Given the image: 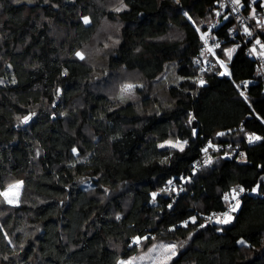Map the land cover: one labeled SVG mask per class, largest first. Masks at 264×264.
Returning a JSON list of instances; mask_svg holds the SVG:
<instances>
[{
    "label": "trees",
    "instance_id": "16d2710c",
    "mask_svg": "<svg viewBox=\"0 0 264 264\" xmlns=\"http://www.w3.org/2000/svg\"><path fill=\"white\" fill-rule=\"evenodd\" d=\"M108 1L0 0V191L24 181L18 204L0 197V264H117L137 253L135 236H149L145 246L187 241L172 264H264V197L251 191L259 184L264 193V139L247 142L249 134L264 137V92L257 82L244 96L237 87L257 78L245 47L228 40L221 49L239 45L231 60L219 54L232 77L207 74L201 86L196 29L208 30L217 0H123L121 12ZM104 19L120 23L119 43L106 49L98 74L76 52L90 48ZM123 69L146 82L139 99L101 84ZM169 69L176 78L164 86ZM223 131L221 140L239 143L243 155L217 153L193 174L207 140ZM173 139L188 141L183 152L159 147ZM182 174L191 181L182 185ZM173 178L184 190L161 193ZM238 186L247 192L235 220L205 223ZM190 216L196 224L178 225Z\"/></svg>",
    "mask_w": 264,
    "mask_h": 264
},
{
    "label": "snow or ice",
    "instance_id": "6c2138e0",
    "mask_svg": "<svg viewBox=\"0 0 264 264\" xmlns=\"http://www.w3.org/2000/svg\"><path fill=\"white\" fill-rule=\"evenodd\" d=\"M29 2H31V0H29ZM45 2H48V0H45ZM177 3H179V0H176ZM233 5L239 6V7H243L242 4V0H231ZM217 3H220V0H217ZM252 3L255 4L256 0H252ZM58 7V5H56ZM220 7H226L225 4L220 3ZM128 8V5L126 3L123 2V0H121L120 2V6L117 7L115 9L116 12H121L124 11L125 9ZM239 8H233L232 11H238ZM221 13L219 11L216 12V15L219 16ZM184 15L188 18L189 21H192V17L188 15L187 12L184 13ZM252 18H256V9L255 7L252 8L251 13H250ZM81 19L83 20L84 24H88L90 23V17L88 16H83L81 17ZM224 19L227 20L228 19V15L224 16ZM193 23H195V21H192ZM256 23L259 25V27L261 29H264V20H257ZM211 27L214 26H210L208 32H200V29L197 28L196 30L198 32H200V38L201 40H203L205 45L209 44V34L211 32ZM230 33L235 32V29H230L229 30ZM243 32L248 35V36H253L252 31L249 29V27L247 25H244L243 27ZM262 35H264V32L261 33ZM116 43H119V41H116ZM259 46L260 51H257V47ZM239 47V45H236L233 48H226V49H221V45L219 42H215L214 44H212L211 46H209L207 48V52L210 53L213 57H216L217 61L219 62V65L224 69V71L219 72L220 76H225V75H231V72L228 70L227 64L224 60H221L217 54L215 49H221V51L225 52L228 59L231 60L233 53L235 52L236 48ZM137 51H139V49H137ZM252 53H255L257 55H259L260 57H264V42L261 41V39L257 36L255 38V44L253 45L252 49H251ZM204 52H201V55H204ZM76 55L81 59H85V56L82 52H76ZM199 62V61H197ZM201 71H204V69H201ZM63 75H67V69L64 70ZM180 79H184L183 77H180ZM12 83H16V81L13 79L11 81ZM0 83H2V81H0ZM198 83L202 86L206 83L205 80L203 79H199ZM248 82L245 81L244 84L246 85ZM135 87V85L129 83L125 86L124 91H128L131 90ZM142 87V85H141ZM237 87L239 88L240 85H237ZM58 91H62V90H58ZM242 96H244V93L241 92L240 93ZM245 99H247V96H245ZM35 115V113H30L29 115H26L22 118V123H27L29 120L32 119V117ZM61 115H66V113H61ZM17 119H21V118H17ZM195 119V116H190L189 118V123L192 122V120ZM192 134L193 136H195L196 133V129L193 128L192 129ZM217 135L223 136L225 135V133H218ZM264 139V137H261L259 135L256 134H250L248 136V140L249 142H253V141H258V140H262ZM188 141L187 140H167L164 141L163 143H161L159 145V147L164 148L166 145L170 148H174V149H179V151L183 152L185 145H187ZM209 148H213L216 151H220L219 146L215 145L212 143V141H208V145L206 147H204L203 149H201V151L205 154L206 159L203 161V165H210L213 163V159L212 156L209 155ZM229 148H231V145H229ZM72 151L74 153H78V149L73 148ZM37 155H39V151H37ZM225 156H228L229 153L225 152L224 153ZM243 155V154H242ZM167 159V158H165ZM165 161L162 160L161 163H164ZM196 163H200L199 161ZM264 167V166H262ZM196 168L193 167V173H195ZM176 178L173 179H169L167 181V186H165L164 188L160 189L161 193H167L169 195H171L174 191H176L175 186H174V180ZM180 180L186 181V182H190L192 177H184V176H180L179 177ZM24 184V181L20 180V181H16L14 184H10L8 185V187L6 189H4L3 191H0V197H3V201L7 202L8 204H18L19 203V196H20V189L22 188ZM180 191H183L184 189L181 187L179 189ZM261 190V186L259 184H257L255 187H253L251 189L252 192H259ZM245 188L243 186H238V187H234L231 189V196L234 200V203L230 204V209L229 211H226L224 213H222L220 216L216 217L215 223L219 224V225H227L232 223L233 220H235V216L232 213H235L237 210H239L240 205H241V201L239 199L240 194L245 192ZM178 194V193H177ZM158 193L153 192L151 194L152 196V200L153 202H155L156 197H157ZM224 200L227 202L229 201V195L225 194L224 195ZM169 208H172V204L168 205ZM216 214L213 213L212 216L207 217V219L209 221H211L213 219V216H215ZM121 217L119 215H117L116 219H120ZM189 221H191V223L196 224L197 222V217L196 216H190L188 220H184L182 221V225L184 227H187L189 224ZM200 228H204L206 227L205 224L201 223L199 224ZM176 226L173 225L172 226V230H175ZM218 231H223V228H219L217 229ZM149 239V236H135L133 237V242L135 244H140L142 241H146ZM189 239H191V235H189ZM187 241L181 242V243H166V244H160L159 246L157 245H153L150 249H149V253H155V255L151 256L150 258L153 260V264H172V260L174 257H176L178 255V251L181 247L184 246V243H186ZM238 243L240 244H246L247 242L244 241L243 239L239 240ZM5 259H7L5 257ZM136 257H129L127 259H120L117 261V264H135L136 261Z\"/></svg>",
    "mask_w": 264,
    "mask_h": 264
},
{
    "label": "built area",
    "instance_id": "2783aa9c",
    "mask_svg": "<svg viewBox=\"0 0 264 264\" xmlns=\"http://www.w3.org/2000/svg\"><path fill=\"white\" fill-rule=\"evenodd\" d=\"M220 3H223L226 5V7H220ZM220 3L216 4V8H215V15L214 18L212 20V22L210 23V26H214L211 27V32L209 34V44L205 45L203 40H202V45L201 47L198 49L197 53L193 55L192 57V61L194 66L197 68L198 70V77L197 80L199 81V79H203L205 80V76L207 74H211V73H218L221 71H224V69L219 65V62L217 61L216 57H213L210 53L207 52V48L209 46H211L212 44H214L215 42H219L221 47L228 41H232V40H236L238 42H240L244 47H245V53L247 55L248 58H250L253 63H254V70L256 72L257 78L251 81H247L248 83L245 85L244 82L240 83L238 85H240V87L238 88L240 92L244 93V88H247L249 85L253 84V83H260L262 85V89L264 92V57H260L259 55L252 53L251 49L253 47V45L255 44V38L258 36L261 41L262 38L260 36V33L264 32V29H261L259 27V25L256 23L257 20H264V0H256V3L253 4L252 0H242V4L243 7H239L236 5H233L231 0H220ZM255 7L256 9V18H252L250 13L252 8ZM233 8H239L238 11H232ZM219 11L221 14L219 16L216 15V12ZM228 15V19L225 20L224 16ZM228 22L229 25L226 28V31L224 34H219L218 30L219 28L224 24ZM244 25H247L249 27V29L252 31L253 36H248L243 32V27ZM230 29H235V32L230 33L229 30ZM209 30V28H208ZM207 31H202L200 30V32H208ZM257 51L259 52V46L257 45ZM217 56L221 59L224 60L227 64L228 70L231 72V68L230 65L227 63V61L219 54V49H215ZM201 52H204V55H201ZM199 61V62H197ZM201 69H204V71H201ZM228 77H232V74L226 75ZM245 127L244 125H240L239 130H244ZM219 133H227L226 131L223 132H219ZM250 135V134H249ZM248 135V136H249ZM260 136V135H259ZM223 136L220 135H215V137H211L207 140V142L205 143L204 147H206L208 145V141H212L213 144L219 146L220 151H216L213 148H209V155L212 156V159L214 160L215 155L217 153L222 152L223 156L226 158H233L235 155H240L242 156L243 151L241 149V145L239 143H232V142H224L221 140V138H223ZM247 142L249 144H256L258 141H253V142H249L248 137H247ZM229 145H231V148H229ZM203 147V148H204ZM202 148V149H203ZM228 152L229 155L225 156L224 153ZM206 159L205 154L202 152L201 155H199L192 163L191 166V171L193 173V167L196 168L195 173H198L199 171L203 170L205 167H207L208 165H203V161ZM200 162V163H196V162ZM180 176H184V177H189V175L185 176V175H180ZM179 176V177H180ZM182 185L184 182L181 180ZM179 185L176 183V181H174V186L176 191H174L175 193H178L177 196L182 192L179 189L183 186ZM167 186V184H166ZM247 191L243 192L240 194V201L242 203V200L245 196ZM229 195V201L226 202V207L223 210H213L211 212H209V214L206 215L205 217V223H213V224H217L215 223L216 217L220 216L222 213L229 211L230 209V204L234 203V200L231 196V190L226 191L224 193ZM252 194L254 195H260L262 197H264V193H259V192H252ZM156 201V200H155ZM155 202H153L152 200V204H154ZM238 211V210H237ZM236 211V212H237ZM235 213H232L235 216ZM215 213L216 215L213 216V219L211 221H209L207 219V217L212 216V214ZM178 225H182V223L180 222Z\"/></svg>",
    "mask_w": 264,
    "mask_h": 264
},
{
    "label": "rangeland",
    "instance_id": "374dc122",
    "mask_svg": "<svg viewBox=\"0 0 264 264\" xmlns=\"http://www.w3.org/2000/svg\"><path fill=\"white\" fill-rule=\"evenodd\" d=\"M120 2L121 0H109L107 6L108 8L115 10L117 7L120 6ZM119 30H120L119 22L104 19L103 25L97 34V38H95V41L94 43H92L90 48H87L86 50L83 49L78 51L84 54L85 59H87L88 61L89 60L92 61L93 64H95L98 67L97 69L98 74L105 72L106 69L105 51L111 45L112 47L117 45L116 41H119L118 40ZM103 40H105V42L107 43L106 46L103 43L104 42ZM175 78L176 76L174 75L173 70L172 69L167 70L165 74L161 76V79L164 80L162 85L166 86L170 82V80ZM129 83L135 85V87L131 90L124 91L125 86ZM101 84H103L106 90H108L110 93L120 94L126 97L127 99H132V100L139 99L140 95L137 93L138 91L137 88L139 86L141 87V85L142 86L147 85L146 82L140 80V76L138 74H134V73L132 74L124 69L121 70L120 73L116 75L107 74L101 80ZM160 88H162V86L161 87L159 86V90ZM154 89H155L154 91H157L158 88L155 86ZM173 141L176 140L173 139ZM166 243H174V242L156 240L150 246H145V241H142L140 244H135L133 242V245L138 247V251L137 253L133 254L130 257L137 258L135 264H153V260L150 257L155 255V253L150 254L149 249L153 245L159 246L160 244H166ZM122 259H127V258H122Z\"/></svg>",
    "mask_w": 264,
    "mask_h": 264
}]
</instances>
